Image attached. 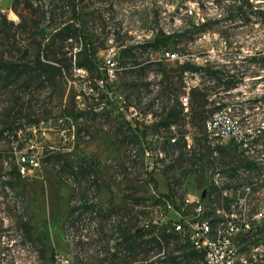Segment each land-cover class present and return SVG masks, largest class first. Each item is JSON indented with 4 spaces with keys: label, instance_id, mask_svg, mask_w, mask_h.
Here are the masks:
<instances>
[{
    "label": "rangeland",
    "instance_id": "obj_1",
    "mask_svg": "<svg viewBox=\"0 0 264 264\" xmlns=\"http://www.w3.org/2000/svg\"><path fill=\"white\" fill-rule=\"evenodd\" d=\"M147 1L156 10L153 22L160 26L175 25L184 30L196 26L177 9L167 17L161 15L166 11L165 1L163 6ZM12 2L1 0L0 9L9 20L19 23V17L11 10ZM250 2L255 8L242 12L250 22L238 23L228 33L226 25L203 27L192 40L168 45L169 50L187 56L191 64L201 66L210 61L216 66L228 65L235 73L236 69L245 73L243 84L227 96L221 91L217 101H241L245 116H250L239 122L231 115L234 110L216 112L222 121L233 123L243 133L262 128L264 122V105L251 108L255 99L264 96V68L250 59L256 56L261 64L264 58V22L259 14L264 12V0ZM199 11L205 24L226 14L214 0H203ZM80 12L98 48L100 66L105 68L106 0H84ZM71 16L67 13L65 19ZM127 41L121 39V44L127 45ZM80 48V42L70 47L73 55ZM158 58V54L148 51L121 58L111 82L114 102L109 99L111 95L107 97L108 89L95 68L83 69V74L74 68L65 69L66 77L60 83L48 89L44 85L25 98L19 88L12 101L0 92V264H204L189 256L184 236L173 230L172 224L178 213L188 219L194 216L193 205L185 207L188 198L206 205H223V201L212 199L213 175L217 168L230 174L239 158L222 154L216 162L209 160L211 152L203 146L208 140L207 131L190 125L189 117L180 125L156 131L167 103L157 77L159 70L179 67L169 61L158 62ZM232 65H237L236 69ZM185 82V89L177 86L181 105L190 90L199 87L200 77L188 74ZM98 104L101 106L94 110L96 114L66 116L70 112L76 115L90 111ZM150 110L153 112L147 114ZM186 113L184 109L183 114ZM136 127L145 133V139L134 136ZM187 138L195 144L193 153L186 151ZM256 149L264 152V136ZM22 151L35 154L40 167L24 176L26 192L16 196L5 183L14 166H19ZM47 153L51 160H47ZM261 165L264 168V161ZM241 173L248 174L244 170ZM246 186L235 214L242 221L250 218L264 225V217L252 214L255 208L257 214L264 213V175L256 189ZM168 194L175 203L172 209L163 198ZM209 213L212 218L214 213ZM22 216L31 219L43 241V253L40 244L29 242L18 229ZM124 231L136 238L140 249L129 250ZM162 231L165 239L158 238ZM141 233L146 236L141 237ZM242 251L236 261L261 264L264 234L244 243Z\"/></svg>",
    "mask_w": 264,
    "mask_h": 264
},
{
    "label": "trees",
    "instance_id": "obj_2",
    "mask_svg": "<svg viewBox=\"0 0 264 264\" xmlns=\"http://www.w3.org/2000/svg\"><path fill=\"white\" fill-rule=\"evenodd\" d=\"M214 1L218 6H222L226 10V14L222 19H214L200 26L190 25L191 27L184 30L183 33L174 36L162 34L155 41H149L141 47H134L131 50L122 51L119 60L127 56L135 57L139 53L145 54L148 50L159 52L164 48H168L170 42L173 45H179L183 41L192 40L195 33L199 30L201 31L203 27L213 28L226 25L229 26L225 31L228 33L230 27L249 21L247 15L242 13L244 9L255 8V5L250 0ZM49 3L50 9L46 11L42 6H35L32 0H13L11 10L19 17V23L9 20L0 9V92L9 101H12V97L16 96V88H19L23 90L21 97L25 98L28 94L39 91L44 85H48L47 87H43L48 89L51 85L60 83L66 77L65 69L95 68L99 70V78L108 89L107 97L111 95L109 99L114 102L115 93L112 90L107 69L106 67L103 68L100 66L98 48L95 46L92 35L89 34L82 21L80 12L81 2L77 0H49ZM67 13H72V16L65 19ZM259 14L261 15V21L264 22V12H260ZM68 41L72 48L74 47V43H81V48L74 55L68 45ZM69 54L71 55L68 57ZM74 58H76L75 63L73 61ZM250 59L260 69L264 68V58L261 64L256 56ZM232 66L235 69L237 67V65ZM236 71L238 73L230 70L228 65L216 66L210 61H207L205 65L201 66L188 62L179 65L176 69L161 68L157 77L160 80L162 91L166 95L167 103L162 109L156 131H160L161 128H169L172 125H180L181 122L189 117L190 120L188 123L190 125L206 132L209 119L216 112L223 110L230 112L234 110V113L231 115L232 117L239 118V122L242 120V117L248 118L250 115L245 116L246 110L243 107V102L226 103L224 101H217L218 94L221 91L227 93V96L230 90L236 89L243 84L245 73H240L239 69H236ZM188 74L198 75L200 77V85L190 90L188 95L189 111L183 114L184 107L179 101L180 96L177 93V86L179 85L182 89L186 88L185 80ZM258 76L255 75V77ZM212 96L216 97L212 99ZM220 100H223V98L220 97ZM257 104L264 105V96L255 99L251 108H254ZM100 106L98 104L97 107L90 109V111L84 109L85 111H81L76 115H74V112H70L66 116L68 118H80L88 113H95L94 110H97ZM152 112L150 110L147 114H151ZM137 128L133 130L135 133L134 136L145 139V133H141ZM18 132L19 130L16 131V134ZM263 136L264 122L262 128L255 129L251 133H242L240 140L250 142L247 149L239 151V149L244 148L242 143L234 144L228 149L222 150L221 155L229 154L231 156V154H235L239 158V162H236L237 166L230 170V174H227L230 182L237 187L249 184L256 189L255 187L260 182L261 177H263L264 168L261 164L264 161V152L256 149ZM51 157V154H48L47 160H51ZM261 158L262 161L260 162L259 159ZM89 168L94 173V170H92L93 167L89 165ZM241 170H244V172L247 171L248 174L241 173ZM25 181V177L20 172V166L15 165L12 176L6 181L5 187L12 194L19 196L26 192L27 187ZM211 193L216 194L219 200L222 198L221 193L213 187ZM163 198L166 202L175 204L170 194L163 195ZM225 200L227 202L228 198H225ZM257 212L255 208L252 214L256 215ZM18 229L29 242L40 244L42 253L44 252L43 241L36 233L29 217L22 216L20 218ZM164 232H160L158 238L165 239ZM262 234H264V225L252 221L250 230L246 233L242 232L237 238L238 252L240 254L243 252L242 245L244 243L251 242ZM140 236L144 237L146 235L141 233ZM123 238L130 251L141 248L136 238L130 236L129 231H124ZM184 238L189 256L195 260L204 261V254L195 251L189 239L187 237ZM260 260L262 262L261 264H264V255H261ZM237 264L240 263L238 262Z\"/></svg>",
    "mask_w": 264,
    "mask_h": 264
},
{
    "label": "built area",
    "instance_id": "obj_3",
    "mask_svg": "<svg viewBox=\"0 0 264 264\" xmlns=\"http://www.w3.org/2000/svg\"><path fill=\"white\" fill-rule=\"evenodd\" d=\"M77 1L82 2L84 0ZM180 1L165 0V17L168 13L177 9L182 12L184 17H189V22L195 23L196 26L205 24L206 20L199 15L200 2L203 0H182V5L178 6ZM32 3L35 6L44 7L46 11L50 9L49 0H32ZM106 4L107 13L103 15L106 23V69L111 82L115 78L114 68L118 65L122 51L133 49L135 41L141 39L155 41L162 34L174 36L184 32V29L176 28L174 24V27L160 26L158 22H153V12L156 10L150 8L147 0H106ZM124 26H136V35L125 36ZM121 39H128V46H121ZM148 52L152 55L154 53L158 54V62L169 61L183 65L190 61L187 56L180 54L178 50L173 51L164 48L159 52L154 50H148ZM74 70L79 74H83L77 68ZM182 105L186 112L189 111L188 97L184 99ZM219 114L216 113L208 123V140L203 143V146L211 152L208 158L213 162L220 159L222 150L228 149L234 144L243 143L244 148H248L250 144L248 141L243 142L240 140L243 132L237 130L233 123L222 121ZM134 115H137V112ZM185 143L186 151L193 153L195 150L194 142L187 138ZM19 166L21 174L26 176L40 167V161L32 152L22 151L19 154ZM225 173L226 171L217 168L212 183V187L221 193L222 198L219 200L216 198V194H211L212 199H218V202L223 201V205L218 203L221 206H211L202 203L201 200L192 201L188 198L185 200V207L193 205L194 216L188 219L178 213V218L172 224L173 230H178V234L189 239L195 251L204 254V264H237L238 262L242 264L241 261H236L240 256L237 238L242 232H248L252 223L250 218H245L242 221L238 218L239 215L235 214L239 209L240 198L245 195L242 188L246 185L237 187L230 182ZM225 198H228L227 202ZM173 205V203L167 202L169 209H172ZM209 211L214 213L212 218H210ZM221 214H225L226 217ZM258 216L264 217V213L255 215V217Z\"/></svg>",
    "mask_w": 264,
    "mask_h": 264
},
{
    "label": "bare ground",
    "instance_id": "obj_4",
    "mask_svg": "<svg viewBox=\"0 0 264 264\" xmlns=\"http://www.w3.org/2000/svg\"><path fill=\"white\" fill-rule=\"evenodd\" d=\"M151 3H155L157 4L158 6H163L164 5V1L165 0H149ZM201 3L200 2V7H201ZM154 6V5H153ZM156 7V6H155ZM199 7V9H200ZM157 8V7H156ZM200 12V11H199ZM106 13H107V4H106ZM165 15V13H162L161 15ZM124 35L125 36H135L136 35V26H124ZM150 39H141V40H138V41H135L134 43V47H141L143 44L149 42ZM128 42V41H127ZM121 46H128V44H121ZM77 70L81 73H86L85 70H83L82 68H77ZM18 162H19V157H18ZM93 223H92V227H93ZM178 232V230H176Z\"/></svg>",
    "mask_w": 264,
    "mask_h": 264
}]
</instances>
